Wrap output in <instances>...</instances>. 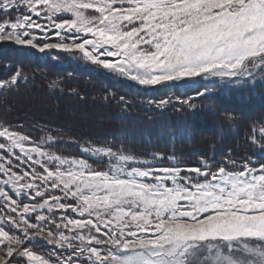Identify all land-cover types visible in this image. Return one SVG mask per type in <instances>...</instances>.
Masks as SVG:
<instances>
[{"label": "snow or ice", "instance_id": "snow-or-ice-1", "mask_svg": "<svg viewBox=\"0 0 264 264\" xmlns=\"http://www.w3.org/2000/svg\"><path fill=\"white\" fill-rule=\"evenodd\" d=\"M0 42L162 91L146 101L161 114H195L217 89L264 88V0H0ZM27 79L17 68L0 92ZM22 128L0 121V264H264V120L249 124L243 153H198L194 166L167 129L155 135L168 132L171 153L137 152L138 139L153 146L144 129L87 143L94 167L50 150L62 137Z\"/></svg>", "mask_w": 264, "mask_h": 264}, {"label": "trees", "instance_id": "trees-1", "mask_svg": "<svg viewBox=\"0 0 264 264\" xmlns=\"http://www.w3.org/2000/svg\"><path fill=\"white\" fill-rule=\"evenodd\" d=\"M17 68H22L28 79L17 89L0 92V121L23 125L21 131L31 133L34 139L49 134L62 137L51 150L66 157L75 156L76 148L89 142L100 145L104 141H118L123 133L135 128L153 133L144 138L153 146L138 139L132 145L137 152L171 153L173 146L168 132L159 139L155 135L167 129L181 135L175 142V150L187 162H196V154L202 152L220 158L229 148L237 154L243 153L249 124L264 120V88L260 87L254 93L233 90L226 95L215 92L207 99H198L195 114L188 110L161 114L154 109L149 111L146 101L165 96L162 91L146 93L132 82L102 70L58 66L33 49L22 50L1 43L0 80L7 79ZM28 84L35 88H28ZM181 91L186 96H195L196 89ZM121 96L129 102L127 105L119 100ZM35 97H43L50 106L35 105ZM71 104L84 111H96L93 117L100 121L87 125L79 120L75 122L67 115L66 109ZM228 113L234 114L236 120H226ZM149 116L153 119L149 120ZM185 129H188L187 137L183 135Z\"/></svg>", "mask_w": 264, "mask_h": 264}, {"label": "rangeland", "instance_id": "rangeland-1", "mask_svg": "<svg viewBox=\"0 0 264 264\" xmlns=\"http://www.w3.org/2000/svg\"><path fill=\"white\" fill-rule=\"evenodd\" d=\"M37 35H39V33H37ZM50 35H51V33H50ZM58 39H59L58 37H53L49 42H57ZM38 42H42V41H38ZM1 43L12 44L15 47H17L19 49H22V50H25V49H33L34 51L38 52L39 54L46 55L49 58V60H51L53 63H56L58 66H67V67H71V66L72 67H75L76 66V68L77 69H80V70H82V69L87 70V68H89V69L92 68L91 71H95V69L89 63L84 62V61H81V60H77L73 56H70L69 54L64 53L62 51L46 50L45 52L41 53V52H39L38 49H34L31 46H20V45H15L14 43H11V42H0V44ZM105 73H107V72H105ZM30 86H31V84H28V88H30ZM32 88H35V85H33L30 89H32ZM216 92H219L220 93L219 89H217ZM228 92H225L223 94L226 95ZM40 98L39 97H35V102H34L35 105L39 104L42 107H46V108L50 106L49 103H47L46 101H43L44 100L43 97H40ZM40 101H42V102H40ZM262 109H264V108H262ZM66 110H67V115H69L70 118L72 117V119H74L75 122H77V120L83 122V125H87L89 123H96L97 121H100L98 118H94L93 117L94 116V113L96 111H93V112L84 111L81 107H78V106H75V105H72V104L69 105V107ZM255 112L252 113L249 117L254 116L255 115ZM54 144H52V146ZM81 147L82 146L76 148V150L74 152L75 156H71L69 158H73V157H75V158H81V157H83V158L88 159L89 160V163H91L94 167H96L97 166V160H95L93 158H90L88 156V154L83 153L81 151ZM187 163H188L189 166H194L196 162H187ZM100 166L103 167L104 165H100ZM32 246H33V248L35 250L38 251V254L40 252H45V251L48 250V247L46 245H44L43 243H36V244H34Z\"/></svg>", "mask_w": 264, "mask_h": 264}]
</instances>
